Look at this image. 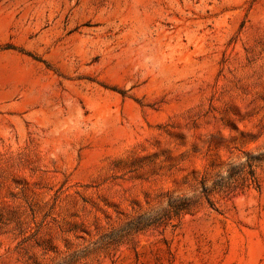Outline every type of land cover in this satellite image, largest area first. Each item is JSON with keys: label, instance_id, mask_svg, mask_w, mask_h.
Returning <instances> with one entry per match:
<instances>
[{"label": "rangeland", "instance_id": "rangeland-1", "mask_svg": "<svg viewBox=\"0 0 264 264\" xmlns=\"http://www.w3.org/2000/svg\"><path fill=\"white\" fill-rule=\"evenodd\" d=\"M0 264H264V0H0Z\"/></svg>", "mask_w": 264, "mask_h": 264}]
</instances>
